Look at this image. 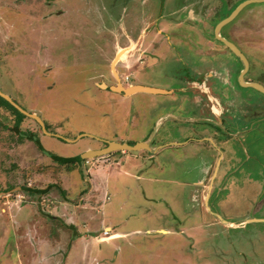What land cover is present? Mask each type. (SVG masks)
I'll return each mask as SVG.
<instances>
[{"label": "rangeland", "instance_id": "obj_1", "mask_svg": "<svg viewBox=\"0 0 264 264\" xmlns=\"http://www.w3.org/2000/svg\"><path fill=\"white\" fill-rule=\"evenodd\" d=\"M160 1L129 0L123 10L124 0H0V91L38 117L45 129L27 116L16 126L14 112L0 105V264H264V222L233 229L219 219L235 224L247 216L264 219V179L217 183L219 206L210 209L217 215L212 217L203 208L200 166L193 160L188 163L195 168L184 179L168 167L157 170L149 160L133 157L141 168L126 160L119 174L106 156L68 166L55 163L27 139L34 135L48 154L59 157L97 149L100 138L137 141L141 130L158 140L162 129L155 132L152 125L163 112L148 105L162 98L122 100L113 90L174 83L163 76L179 66L164 60L174 54L167 49L164 59L147 57L155 52L163 58L160 52L166 50L150 15L162 10ZM173 2L164 0L163 14L174 11ZM202 2L201 20L191 15L187 26H177L176 19L165 18L157 29L179 31L190 46L218 47L214 32L225 9L217 14L216 0ZM139 7L148 10L139 23L132 17L130 25L128 15ZM200 30L204 37L191 36ZM231 30L230 40L251 62L248 76L264 86V1L245 6L227 34ZM139 67L146 72H135ZM130 74L129 83L122 81ZM108 87L111 91H105ZM239 89L264 108V95ZM123 110L129 116L121 125L114 117ZM145 117L144 127H137ZM82 134L93 138L80 139ZM239 141L249 154L236 144L245 169L260 170L253 161H264V122Z\"/></svg>", "mask_w": 264, "mask_h": 264}, {"label": "flooded vegetation", "instance_id": "obj_2", "mask_svg": "<svg viewBox=\"0 0 264 264\" xmlns=\"http://www.w3.org/2000/svg\"><path fill=\"white\" fill-rule=\"evenodd\" d=\"M128 1L129 0H124L123 10L127 9L129 4L125 3ZM172 1H174L172 3V10L174 11L163 14L164 0H161L160 7L162 10H160V12L158 10L155 14L150 13V15L155 18L153 23L154 32L157 33L158 36H163L167 44L164 47L166 50L160 52L164 57H156L155 52L152 56L147 57L150 59H164L166 58L165 52L167 49L168 53L174 54L172 57L164 60L168 62L173 59L179 66L173 68V70H175L174 72L163 75L165 78L174 80V83H171L169 87L165 85L151 86L146 83L128 84L129 86L142 85L153 87L166 92V94L154 95L162 98V100L155 104L152 103L148 105L150 109L156 110L158 108L162 110L163 115L153 122L152 128L155 129V132H159L162 129L163 133L156 141L151 134L144 136L143 131L140 129L141 134L139 135V139L133 142L129 140L126 143L129 146L145 143L146 147H141V151H136L140 154L133 156H138L139 159L149 160L157 170L168 167V170L172 171L177 179H184L192 168L194 170L195 165L192 166L191 164L192 168H190L188 163L189 160L197 162L200 166V174L199 178H197L200 183H197V185L202 194H200L201 198H205L206 200L203 208L207 209L208 212L206 213L208 215L215 217L217 215L213 214L215 212H210V209L218 208L219 206V201H217L219 184L217 183L221 181H236L238 179L243 181L251 180L252 178L255 180L264 179V161L255 157L253 162L259 165L258 167H260V170L258 169V171L254 172L247 171V169H245L246 165L243 164V161L238 157L239 149L236 147V144L241 146L240 148L243 153L249 157L248 150L241 144L239 138L243 135L250 134L254 126L264 122V108L256 103V99L253 95L241 92L239 87L242 89L252 88L241 86L240 77H242V81L245 84L258 83L261 86L263 85L259 80L250 79V75L248 76V74L252 67L251 62L248 60L241 47L230 40V37H232L231 34H234V31L231 30L228 34L226 31V28L231 25L232 21H235L239 17L244 8L231 20V22L223 26L219 31V36L232 43L247 60V71L241 75L244 69L242 62L222 42H219L220 45L218 47H208L206 45L190 46L187 44L186 35L182 34L178 36L175 33L179 31L174 30L172 33H165L163 30L157 29V23L165 18L169 20L176 19L175 25L177 26H187L192 20L190 18L191 15L194 19H202L204 15L202 0ZM216 1L217 14L219 9H225V16L217 21L218 24L220 21L227 18L238 5L249 0ZM254 4L257 3H251L246 6ZM144 10L147 11L148 9ZM144 10L139 7L137 8L136 14L132 13L128 15L129 17L131 16L129 21L130 25L132 17H135V15L138 17V23L140 22L142 15H144ZM226 12L228 13L226 14ZM223 30H225V34ZM200 31L198 34H191V36L195 35V37H197V35H199L204 37L203 31ZM173 39H178L179 41L176 43L172 41ZM139 48L141 52V54H139L144 57L146 49L143 48V40ZM208 49H219L223 51H216L210 54L207 51ZM225 50L227 52H225ZM137 70L140 71V67L134 71L136 72ZM141 71L146 72V70ZM110 76L113 77L111 72ZM122 81H124V78ZM130 81L131 74L127 76L125 82L129 83ZM115 85L117 86V82ZM117 88L118 87L115 89ZM105 91H111V89L108 87ZM256 92L259 93L258 91ZM118 93L121 97H130L124 95L122 92ZM137 94L152 95L148 93ZM166 101L168 105H165ZM13 103L16 105L14 101ZM20 109L23 110L22 108ZM21 114L24 115L23 113ZM127 114L129 116L128 112ZM147 121L148 118H143L141 124H139V126L137 125V127H144ZM168 122V130H166L164 126L165 123ZM262 131H260V134H263ZM97 141H100L103 145L101 144L97 149L85 148L87 151L84 150L83 152L87 153L88 151H97L107 148V141L101 138ZM76 142L78 141L76 140L74 143ZM122 153L125 155L133 152L115 151L107 155L106 160L109 164H115ZM253 222L262 223L264 219L247 216L241 223L233 224L234 227L229 226V228L239 229ZM243 257L244 254H240V258L242 259Z\"/></svg>", "mask_w": 264, "mask_h": 264}, {"label": "water", "instance_id": "obj_3", "mask_svg": "<svg viewBox=\"0 0 264 264\" xmlns=\"http://www.w3.org/2000/svg\"><path fill=\"white\" fill-rule=\"evenodd\" d=\"M264 0H249L246 2H243L242 4L238 5L236 7V9L224 20L220 21L216 27H215V37L221 41L227 48H229V50L235 55L237 56L240 61L243 64V71L241 73V75H243L248 68V62L246 60V58L244 57V55L229 41L223 39L222 37L219 36V31L220 29L225 26L226 24H228L246 5L251 4V3H260L263 2ZM119 56V53L117 54L116 57ZM240 83L241 86L243 87H251L252 89L258 91L261 94H264V87L261 86L258 83H250V84H245L242 81V77H240ZM113 91H118V92H122L124 95L129 96V95H133V94H137V93H148V94H152V95H156V94H166V92L164 90L161 89H157V88H153V87H147V86H142V85H132L131 87H127L126 89L121 88L120 86H118L117 89L113 90ZM0 98H2L3 100H5L6 102H8L12 107H14L15 109H17L19 112L23 113L25 116L33 118L35 120H37L40 125L41 128L45 131L44 129V124L40 121V119L38 117H36L35 115H29L26 112H24L23 110H21L18 106H16L13 101L11 100L10 97H8L7 95L3 94L0 91ZM56 138H58L57 136H55ZM83 137H90L93 138L90 135L87 134H82L80 136V138ZM67 143H71V142H75V140L70 141V140H64ZM106 144L108 145L107 148L102 149V150H97V151H88L87 153H84L82 155H80L81 160H85L89 157L91 158H100L102 156H107L115 151H128V152H136L139 148L141 147H146L145 143H138L135 144L133 146H129L126 142H122V143H117V142H106ZM219 218V217H218ZM220 221L222 223H224L225 225L229 226L228 223L226 221H224L223 219L219 218ZM230 227H234V226H230Z\"/></svg>", "mask_w": 264, "mask_h": 264}, {"label": "trees", "instance_id": "obj_4", "mask_svg": "<svg viewBox=\"0 0 264 264\" xmlns=\"http://www.w3.org/2000/svg\"><path fill=\"white\" fill-rule=\"evenodd\" d=\"M0 105L10 109L11 111L14 112V114L16 115V126H18V124H20V122L25 118L24 115H22L20 112H18L15 108H13L8 102H6L5 100H3L2 98H0ZM29 141L34 142V144L37 146V148L39 149L40 152H44L47 156H49L55 163L61 164V165H73V162H78L81 163V158L80 156H74V157H68V158H63V157H59L56 155H52V154H48L45 149L43 148V146L40 143V140L35 137L34 135H29L27 138ZM23 187H21L22 189ZM47 191V189L44 190H35L34 192L36 193H45Z\"/></svg>", "mask_w": 264, "mask_h": 264}, {"label": "crops", "instance_id": "obj_5", "mask_svg": "<svg viewBox=\"0 0 264 264\" xmlns=\"http://www.w3.org/2000/svg\"><path fill=\"white\" fill-rule=\"evenodd\" d=\"M137 95H140V94H134V95H132V96H130V97H121V96H118L120 99H125V100H130L131 98H133V96H137ZM120 102H121V100H120ZM127 116H128V114H127V112L126 111H124L123 110V112H120V114L117 116L116 115V117H114V118H116V119H121L120 121H121V125H123V123H126V119H127ZM126 118V119H125ZM125 119V120H124ZM141 134V133H140ZM127 142V141H129L128 139H124V140H122L121 142H117V143H122V142ZM115 142V141H114ZM85 151H87V149H84ZM83 150V151H84ZM82 151V152H83ZM81 152V153H82ZM133 153H136L135 155H137V154H140V153H137V152H133ZM133 153H131V154H121V156L118 158V160L115 162V164H109L110 166H112V168H110V169H117L118 171V173L119 174H122L123 172L120 170V167H121V164H123L124 163V161H126V160H128V161H131V162H133V165H132V167H138V168H141V165L140 166H137L136 164V161L134 162V160L131 158V157H133V158H138V156H133L134 154ZM148 153V152H147ZM60 157H63V156H60ZM63 158H68V157H63ZM137 160V159H136ZM138 161V160H137ZM103 168V167H102ZM147 168H149V166H147ZM103 170V169H102ZM102 170H100V172L102 173V174H110V172H108L107 171V169H105L106 171H107V173H105L104 172V170L102 171ZM97 174H100V173H97ZM101 175V174H100ZM106 175V177H108ZM145 175H149L150 176V174H145ZM95 176H96V174H95ZM92 177V176H91ZM148 178H150V177H148ZM151 179V178H150ZM198 184L200 183V182H197ZM44 190V189H43ZM246 222V221H245ZM233 224H235V223H232V224H228L229 226H234ZM105 227H108V226H105ZM158 230H161V231H163L165 234L164 235H166V234H168V230H166V229H158ZM157 230V231H158ZM114 235H116V236H120L118 233H116V234H114ZM117 237V238H118Z\"/></svg>", "mask_w": 264, "mask_h": 264}, {"label": "built area", "instance_id": "obj_6", "mask_svg": "<svg viewBox=\"0 0 264 264\" xmlns=\"http://www.w3.org/2000/svg\"><path fill=\"white\" fill-rule=\"evenodd\" d=\"M126 80H127V76L124 77V81H126Z\"/></svg>", "mask_w": 264, "mask_h": 264}]
</instances>
